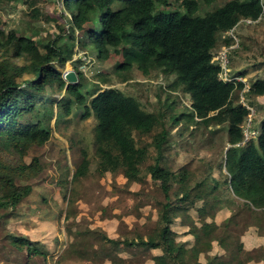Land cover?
Instances as JSON below:
<instances>
[{
	"label": "trees",
	"instance_id": "1",
	"mask_svg": "<svg viewBox=\"0 0 264 264\" xmlns=\"http://www.w3.org/2000/svg\"><path fill=\"white\" fill-rule=\"evenodd\" d=\"M174 1L178 3L176 7H170V0H63L70 15L65 22L70 28V43H58L59 34L43 44V51L24 33L0 30V218L10 215L32 192V180L41 168L35 157L30 162L24 158L32 146H42L48 141L50 132L43 125H48L56 114L68 115L76 105L83 109L81 118L93 115L96 119L93 151L98 174L121 173L127 184L149 176L163 193L159 217L151 233L137 235L128 244L160 250V254L152 257L153 264L250 261L241 258L245 251L242 243H228L227 232L222 230L229 226L232 216L222 225L215 217L229 202L242 204L256 222L264 217V119L255 138L244 147L236 146L243 139L247 121L251 120V110L232 98L245 84L240 80L223 81L218 62L212 58L221 46L233 43L231 34L237 36L239 24L261 18L264 0H225L202 15L197 13L199 4L210 6L216 0ZM33 5L34 2H27L28 7ZM29 15L31 19L36 17L32 11ZM128 28L132 30V41L125 53L130 62L119 64L117 70L136 65L143 74L160 70L174 76V88L181 87L190 96L189 116L197 128L211 124L226 127V150L216 162L220 180L208 171L194 179L196 175L186 167L172 171L160 166L171 148L173 125L181 117L173 114L172 104L145 111L116 88L84 90L85 76L76 66L78 82L71 84L63 79L58 66L74 60L68 55L77 54L76 31L86 39L84 48L89 47L97 57L107 59L111 50L122 43ZM220 34L225 43L216 48ZM234 49L229 50L228 57ZM231 65L229 58L231 76L247 80L243 72L233 73ZM248 86L241 95L253 109L252 98L264 95V79L249 82ZM56 92L61 93L60 98L54 96ZM81 157L73 180L88 171L90 162L85 150L81 151ZM190 210L196 211L197 222L187 218ZM174 217L189 225L193 245L176 244L171 232ZM6 237L10 246L26 252L29 260L34 255L46 254L25 236ZM214 241L228 250L229 257L208 255L201 262L200 255L209 254Z\"/></svg>",
	"mask_w": 264,
	"mask_h": 264
},
{
	"label": "rangeland",
	"instance_id": "2",
	"mask_svg": "<svg viewBox=\"0 0 264 264\" xmlns=\"http://www.w3.org/2000/svg\"><path fill=\"white\" fill-rule=\"evenodd\" d=\"M170 1V7L178 5ZM224 1L216 0L210 6L200 3L197 13L202 15ZM27 2L34 5L28 7ZM30 11L36 14L34 19ZM69 16L63 0H0V30L15 29L18 34L30 36L41 51L44 43L59 34L58 43H70V28L67 29L65 23ZM237 30L238 46L229 57L233 73L243 72L249 82L264 79V13L256 22L239 24ZM74 37L77 54L68 55L74 60L58 66L62 73L76 66L85 76L84 90L116 88L145 111L172 104L173 114H181V117L179 123L173 125L171 148L160 166L172 171L186 167L196 175L194 179L207 171L213 178L221 179L216 162L226 150V127L211 124V127L197 128L189 116L192 114L190 96L181 87L174 88V76L160 70L143 74L136 65L117 70L119 64L130 62L125 48L132 41L131 28L107 59L83 47L86 39L81 32L76 31ZM222 38L218 35L216 48L225 43ZM241 93L242 90L234 92L235 103L241 102ZM54 96L60 98L61 93L56 92ZM87 100H90L88 96ZM251 102L255 107L249 129L256 131V137L264 119V95L252 98ZM71 110L68 115L56 114L48 125H43L50 132L48 141L42 146H32L24 158L30 162L35 157L41 170L32 180V192L10 215L0 218V264H153L152 257L160 254V250L131 246L128 240L151 233L159 217L163 193L149 176L127 184L121 173L98 174L93 151L96 119L93 115L81 118L83 109L76 105ZM82 150L88 154L89 168L85 176L73 180ZM230 216L229 226L222 227L227 232L228 243H242L245 251L241 258L250 259L246 264H264V217L256 222L242 204L229 202L218 211L215 221L222 225ZM187 218L198 221L195 210H190ZM171 232L176 244L193 245L189 225L180 217L173 218ZM7 234L29 238L46 254L34 255L29 260L26 252L10 246ZM215 254L225 259L229 257L228 250L214 241L212 251L201 254L199 260L204 262L208 255Z\"/></svg>",
	"mask_w": 264,
	"mask_h": 264
},
{
	"label": "built area",
	"instance_id": "3",
	"mask_svg": "<svg viewBox=\"0 0 264 264\" xmlns=\"http://www.w3.org/2000/svg\"><path fill=\"white\" fill-rule=\"evenodd\" d=\"M246 23H251V20H245ZM232 38L234 39L233 43L229 46H221L220 49L214 54L213 56V61L218 62V65L220 67V73H219V77L226 82L232 81V80H240L242 81L245 86L242 88V91H246L248 90L249 86L246 82L245 79L243 78H237V77H233L230 75V71L228 68V64H229V57H228V52L231 48L237 47L238 46V40L235 36H233V34H231ZM241 102L242 104L247 107L248 109L251 110V114L253 112V109L250 108L244 101H243V97L241 95ZM251 114L249 115V118L251 116ZM249 122L250 120L247 121L245 127L243 128V139L238 142L236 144V146H241L244 147L252 138H255V134L256 131L253 130L252 128L249 129Z\"/></svg>",
	"mask_w": 264,
	"mask_h": 264
},
{
	"label": "water",
	"instance_id": "4",
	"mask_svg": "<svg viewBox=\"0 0 264 264\" xmlns=\"http://www.w3.org/2000/svg\"><path fill=\"white\" fill-rule=\"evenodd\" d=\"M63 79L66 81V83H77L78 82V76L75 70H68L62 74Z\"/></svg>",
	"mask_w": 264,
	"mask_h": 264
}]
</instances>
